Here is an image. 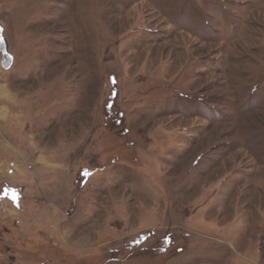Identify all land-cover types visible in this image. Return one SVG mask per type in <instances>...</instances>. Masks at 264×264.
I'll return each mask as SVG.
<instances>
[{"label": "rangeland", "instance_id": "1", "mask_svg": "<svg viewBox=\"0 0 264 264\" xmlns=\"http://www.w3.org/2000/svg\"><path fill=\"white\" fill-rule=\"evenodd\" d=\"M0 26V264H264V0H0Z\"/></svg>", "mask_w": 264, "mask_h": 264}, {"label": "water", "instance_id": "2", "mask_svg": "<svg viewBox=\"0 0 264 264\" xmlns=\"http://www.w3.org/2000/svg\"><path fill=\"white\" fill-rule=\"evenodd\" d=\"M5 39L2 34V28L0 26V55H1V67L4 70H8L13 62V57L9 54Z\"/></svg>", "mask_w": 264, "mask_h": 264}, {"label": "flooded vegetation", "instance_id": "3", "mask_svg": "<svg viewBox=\"0 0 264 264\" xmlns=\"http://www.w3.org/2000/svg\"><path fill=\"white\" fill-rule=\"evenodd\" d=\"M11 197H17L16 195H14V196H11ZM14 199V198H13ZM12 198H11V200H13Z\"/></svg>", "mask_w": 264, "mask_h": 264}, {"label": "crops", "instance_id": "4", "mask_svg": "<svg viewBox=\"0 0 264 264\" xmlns=\"http://www.w3.org/2000/svg\"><path fill=\"white\" fill-rule=\"evenodd\" d=\"M14 195V194H13ZM16 196H19L17 193H16Z\"/></svg>", "mask_w": 264, "mask_h": 264}]
</instances>
